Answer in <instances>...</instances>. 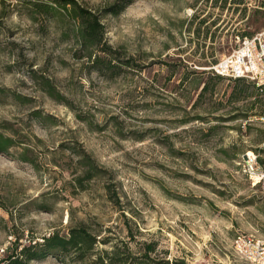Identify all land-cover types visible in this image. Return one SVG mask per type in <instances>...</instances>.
<instances>
[{"label": "rangeland", "instance_id": "374dc122", "mask_svg": "<svg viewBox=\"0 0 264 264\" xmlns=\"http://www.w3.org/2000/svg\"><path fill=\"white\" fill-rule=\"evenodd\" d=\"M78 1L102 16L119 51L114 75L78 57L74 24L0 0V133L15 140L0 151V264L17 242L81 222L111 237L98 248L120 244L123 264L140 261L145 241L171 264H255L233 240L264 238V193L238 163L248 150L264 158V90L212 66L264 30V0ZM116 3L119 13L105 11ZM71 146L103 170L79 183Z\"/></svg>", "mask_w": 264, "mask_h": 264}, {"label": "trees", "instance_id": "16d2710c", "mask_svg": "<svg viewBox=\"0 0 264 264\" xmlns=\"http://www.w3.org/2000/svg\"><path fill=\"white\" fill-rule=\"evenodd\" d=\"M131 1L129 0V2ZM18 3H20L21 7L28 10V15L33 19L44 16L47 19H58L63 24H74L73 37L78 42V52H81L78 54V57H88L89 67L95 71L97 70L104 74L112 71L113 73L111 75L117 72L114 70L117 67V63L114 61L117 57L119 58L117 56L119 51L113 48L112 44L107 41V28L102 20L101 14L86 7L78 0H19ZM119 3L106 8L105 11L115 14L119 13L124 6ZM120 62L125 65H132L131 58H127V60L121 59ZM118 65L121 64L119 63ZM214 75L219 79L226 77L217 73H214ZM234 79L238 82L246 80L243 77ZM44 83L47 85V90L51 95H61L50 81H45ZM16 97L21 99V101L27 100V97L20 93H16ZM33 114L41 117L42 120L52 118L40 110H36ZM14 143L15 140L11 136L0 133L1 152L8 151ZM71 148L79 155L78 163L82 166L83 174L78 175L76 178L79 183H82V178H92L103 170L86 150H79L74 146H71ZM21 158L30 160L26 151L22 152ZM258 159L264 166V158L259 156ZM99 235H101L100 232L96 233L92 231L87 223L81 222L70 226L67 233L54 231L49 235L43 236L42 240L32 238L28 243L22 244L17 242L13 248V252L2 259V264H30L31 260H40L48 256H70L73 259L83 261L91 255H94V258L90 264H123L121 260H123L122 253L124 251L121 250L120 244L113 243L110 249L106 247L98 248L100 243L107 244L111 242L110 236L102 238ZM127 243L125 242V244ZM143 247L144 250L139 257L140 261L136 264H171L169 259H156L151 256L152 251L156 249L155 242L145 241ZM176 264L186 263L184 260H178Z\"/></svg>", "mask_w": 264, "mask_h": 264}, {"label": "built area", "instance_id": "2783aa9c", "mask_svg": "<svg viewBox=\"0 0 264 264\" xmlns=\"http://www.w3.org/2000/svg\"><path fill=\"white\" fill-rule=\"evenodd\" d=\"M212 69L229 78H246L264 90V30L239 38L238 46L222 56ZM261 118L264 120V116ZM258 157L257 152L248 150L238 163L241 171L264 193V166ZM233 249L246 261L264 264V238L254 233L238 232L233 240ZM5 250V247L1 248V251Z\"/></svg>", "mask_w": 264, "mask_h": 264}]
</instances>
